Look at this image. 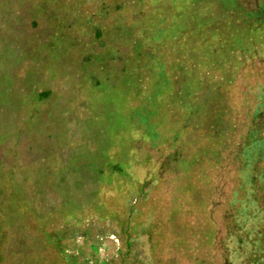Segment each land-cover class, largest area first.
<instances>
[{
    "label": "rangeland",
    "instance_id": "rangeland-1",
    "mask_svg": "<svg viewBox=\"0 0 264 264\" xmlns=\"http://www.w3.org/2000/svg\"><path fill=\"white\" fill-rule=\"evenodd\" d=\"M0 264H264V0H0Z\"/></svg>",
    "mask_w": 264,
    "mask_h": 264
}]
</instances>
